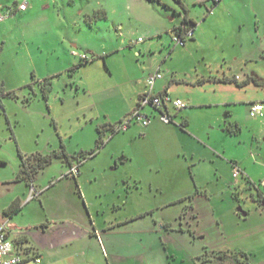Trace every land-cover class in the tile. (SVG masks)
<instances>
[{"label": "rangeland", "instance_id": "rangeland-1", "mask_svg": "<svg viewBox=\"0 0 264 264\" xmlns=\"http://www.w3.org/2000/svg\"><path fill=\"white\" fill-rule=\"evenodd\" d=\"M75 1L58 0L64 33L70 27V36L80 43L95 50L108 43L112 51L102 58L88 53L92 59L78 60L77 67H70L68 72L53 79L47 77L41 84L31 83L38 97L30 94L29 102L10 98L4 102L5 110L0 107V161L6 164L0 166V222L4 221L3 210L15 198L26 199L30 194L25 182L16 181L20 153L28 157L50 155L64 147L74 161L72 167L66 159L55 158L36 177L38 184L52 176L68 175L78 167L86 177L87 188L104 194L101 203L106 214H110L116 199L121 196L123 200L126 195L129 214L137 203L144 208L158 205L161 210L157 216L170 219L184 203L165 205L200 191L208 196L198 199L200 208H222L234 225L233 231L255 228L257 237L264 236V206L259 204L264 193V118L250 117L246 105L264 104L263 87L237 84L253 74L264 76V0H223L217 6L212 0L198 5L185 0L196 21L194 38L185 46L174 42V32L155 36L153 30L159 21L157 15L162 23L179 26L182 20L174 13L178 5L166 9L157 1L106 0L113 9L120 5V14H110L107 20L99 13H93L90 19L80 15L98 0ZM162 1L173 5V0ZM47 2L36 1L38 12ZM42 35L50 40V32ZM140 37L142 42L138 41ZM159 42H163V48L148 49ZM77 51L86 53L83 48ZM11 53L16 57V51ZM158 67H162L166 81L174 76L192 84L175 86L171 95L188 104L178 113L171 108L173 114L186 117L187 129L162 124L146 137L134 136L131 130L112 136L108 124H119L136 110L133 108L140 102V95L148 91L142 80ZM9 71L10 64H0V74ZM198 79L205 82L196 84ZM44 84L50 88L47 101L41 95ZM142 113L160 120L151 107ZM99 128L104 146L94 156L80 158L82 151L96 148ZM233 164L241 167L247 178L235 177ZM135 180L140 181V191L123 193V186L133 187ZM238 191L250 209L246 220L240 218L241 224L233 218L236 202L241 203L235 197ZM252 191L258 202L252 199Z\"/></svg>", "mask_w": 264, "mask_h": 264}, {"label": "crops", "instance_id": "crops-1", "mask_svg": "<svg viewBox=\"0 0 264 264\" xmlns=\"http://www.w3.org/2000/svg\"><path fill=\"white\" fill-rule=\"evenodd\" d=\"M36 1L46 0H29L30 5L26 11L17 12L8 21L0 24V64H10L9 73L4 76L0 74V82L5 94L16 95L2 98L3 107H0L3 110L7 107L4 103L6 100L22 99L23 102H29L32 93L38 97L39 93L33 84H41L47 77L53 79L68 72L70 67H77L81 55L91 54L93 57L102 58L107 57L112 51V46L108 43L98 50L80 43L78 38L70 36L72 35L70 27L65 34L64 21L61 13L57 11L58 0H48L45 5H40L39 8H42L39 9L40 12L36 8ZM181 1L187 13L175 0L172 1L173 5L162 0L157 2L166 9H175L173 7L178 5V10L175 9L174 13H177L181 20L187 14L189 19L196 22L185 0ZM22 2L0 0V12L8 7H17ZM75 2L71 0V3ZM204 3L207 1H193L194 5ZM212 4L217 6L219 3L214 4L212 1ZM91 5L82 10L80 15H86L90 19V15L99 13L103 19L108 20L110 14H120V5L116 4L113 9L112 6H107L106 0H98ZM157 17L159 21L156 20L154 24L156 27L153 29L155 36H161L164 32H174L175 28L182 25L181 21L179 26L170 27L161 22L159 15ZM75 24L78 25V22L75 21ZM89 25L93 24L90 22ZM45 31L50 32V40L43 37ZM66 39L69 40L67 45ZM163 47V42H159L149 45L148 49L152 51ZM80 48L85 49L86 53L79 54L77 50ZM13 51H16L14 54L16 57H11ZM158 70L162 71V67L155 71ZM253 78L257 79L258 83H255ZM146 80L147 77L142 80L143 85L147 84ZM235 81L238 79L235 78ZM203 82L205 79H198L196 84ZM184 83L187 87L192 85L186 81H178L174 76L166 81V77L163 76V79L156 82L152 92L159 95L168 91L170 95H174L175 86ZM251 83L263 87L264 94V76L260 74H253L240 83L237 82L239 85ZM158 84L161 86L157 89ZM147 87L146 93L151 91L148 84ZM145 92L140 95V101ZM21 94L22 98L19 96ZM41 95L43 96L42 93ZM176 98L181 99L179 96ZM139 103L133 109H137ZM254 103L259 102L246 104L248 112ZM173 115L172 124L180 127L186 125L184 129L182 128L186 130L189 125L186 117ZM162 124L164 123L161 120L152 118V123L148 127L134 124V129L132 125L128 131L131 130L130 133H134V136L140 134L146 137ZM262 125L264 126V121ZM67 162L72 167L74 161ZM235 166L239 167L233 164V172ZM239 168L242 172L240 176L247 178L244 170ZM79 170L77 177L62 174L42 180L40 184L35 178L31 186L25 182L30 191L29 196L26 199L20 196L15 198L3 210L4 221L0 222V227L7 225L15 241L13 255H19L25 260L21 264H264L262 238L264 236L257 237L255 228L240 233L233 231L234 225L229 223L228 214L222 208L212 205L200 208L197 205L198 199L208 198L203 192L198 191L195 195L185 196L165 205L164 208H167L184 203V206H179L175 218L171 219L157 216V211L161 210V206L158 205L144 208L137 203L135 210L129 214L126 195L123 200L121 196L116 199L112 211L106 214L105 205L101 203L104 194L87 188L86 177L80 168ZM139 184L140 181L135 180V186L124 185L121 190L125 194L129 189L137 192L140 191ZM151 185L152 183L150 189L154 188ZM236 194V199L238 198L241 203L236 202L237 217L233 215V218L241 224L240 218L246 220L250 215V209H247L246 202L239 198V191ZM251 195L256 202L255 192L252 191ZM261 195L264 198L263 192ZM259 204L264 206V202ZM13 207L16 212H9ZM261 227L264 229V222L261 223Z\"/></svg>", "mask_w": 264, "mask_h": 264}, {"label": "built area", "instance_id": "built-area-1", "mask_svg": "<svg viewBox=\"0 0 264 264\" xmlns=\"http://www.w3.org/2000/svg\"><path fill=\"white\" fill-rule=\"evenodd\" d=\"M214 4H218L221 0H212ZM29 0H25L22 3H19L17 7H8L5 10L3 9L0 12V23L5 22L9 18H12L16 15L17 12H24L29 7ZM212 12V10H211ZM181 30L175 32L174 42L177 45L185 46L186 41L191 39L194 36V32L192 30H188L186 25H181ZM143 39L140 38L139 42H142ZM80 59L82 61H88L90 57L88 55H81ZM163 79V74L160 70L149 75L147 77V84L150 87V92L146 93L142 96L141 101L137 109L130 114L126 120L122 123L115 125V132H126L133 124H140L142 127H148L152 123V118L148 115H144L142 110L148 107L153 108V110L159 113L160 120L164 124H172L174 123V115L171 112V108L175 110V112H181L185 110L188 105L185 101L179 98H173L168 91L163 94L156 95L152 92L153 87L155 86L158 80ZM175 113V114H177ZM249 115L252 118H263L264 117V104L263 103H254L250 107ZM79 168H72L70 171V175L73 177H77L79 175ZM242 174L241 169L237 166L234 167V176L239 177ZM264 185V182H263ZM15 248V241L11 237L9 230L7 229V225H2L0 227V264H21L25 260L22 259L19 255H13Z\"/></svg>", "mask_w": 264, "mask_h": 264}, {"label": "trees", "instance_id": "trees-1", "mask_svg": "<svg viewBox=\"0 0 264 264\" xmlns=\"http://www.w3.org/2000/svg\"><path fill=\"white\" fill-rule=\"evenodd\" d=\"M158 2H161V0H156ZM175 2H177L178 4L183 6V3L181 0H175ZM184 10L186 11L185 7L183 6ZM187 13V11H186ZM182 24L186 25L188 27V30H192L193 32H195V28H196V23L189 19L187 14L184 16L183 20H182ZM180 28H175L174 29V33L177 31H180ZM255 83H258V80L253 78L252 79ZM224 82H227V80H225ZM246 84L243 85H239V86H245ZM50 92V88L48 86V84H44L43 85V97L45 99H48V94ZM16 96L13 93H7L5 94V91L3 89V85L0 82V106L3 107V103H2V98L5 97H14ZM123 121H121L120 123H122ZM117 124H113L109 126V129L113 135L119 134V132H115L114 131V127ZM186 125L181 126V128H185ZM98 132L100 134V138L97 140V146L94 150L90 151V152H85L82 151L79 155L80 158L82 159H86L89 156H94L103 146H104V141L102 139V129L99 128ZM231 133H234L235 131H230ZM55 158H62V159H66V160H70L71 156L66 152V150L63 149L59 152H54L50 155H42V154H33L31 156H24L23 154L20 153V159H21V163H20V170L17 176L16 181L17 182H27L28 184L33 183L34 179L36 178V175L43 170L44 168H46L48 165H50L53 160ZM2 165H6L4 162L0 161V166ZM260 202H264V198L262 197V195L260 194ZM16 212L15 207H13L11 209V211L9 212ZM8 214V213H6Z\"/></svg>", "mask_w": 264, "mask_h": 264}, {"label": "flooded vegetation", "instance_id": "flooded-vegetation-1", "mask_svg": "<svg viewBox=\"0 0 264 264\" xmlns=\"http://www.w3.org/2000/svg\"><path fill=\"white\" fill-rule=\"evenodd\" d=\"M69 162H72V160L70 159Z\"/></svg>", "mask_w": 264, "mask_h": 264}]
</instances>
